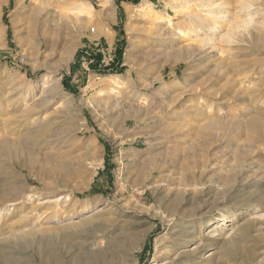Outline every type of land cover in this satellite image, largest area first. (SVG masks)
Segmentation results:
<instances>
[{
    "label": "rangeland",
    "instance_id": "374dc122",
    "mask_svg": "<svg viewBox=\"0 0 264 264\" xmlns=\"http://www.w3.org/2000/svg\"><path fill=\"white\" fill-rule=\"evenodd\" d=\"M3 136L0 264H264V0H0Z\"/></svg>",
    "mask_w": 264,
    "mask_h": 264
},
{
    "label": "bare ground",
    "instance_id": "6f19581e",
    "mask_svg": "<svg viewBox=\"0 0 264 264\" xmlns=\"http://www.w3.org/2000/svg\"><path fill=\"white\" fill-rule=\"evenodd\" d=\"M83 8V7H82ZM85 8V7H84ZM86 9V8H85ZM77 10H79V11H81L82 9H81V7H78L77 8ZM78 11V12H79ZM83 11V10H82ZM81 11V12H82ZM85 12H87V10L85 11ZM89 14V13H88ZM72 46H70V48H71ZM69 50V49H68ZM109 78V77H108ZM107 77H103V80H102V82L101 83H110L111 85H110V91H115L116 89H118V88H120V87H122V85H123V80L122 79H119V78H116V79H108ZM96 84H99V83H96ZM225 113V111H222L220 114H224ZM4 138V139H3ZM1 139H3V140H1ZM0 142H1V144H2V152L1 153H3L4 152V154H5V160H7L6 158H8L10 161H11V163L9 164V169L7 170V173L5 172V174H7V175H9L8 177H11L12 178V180H8L7 181V183H5V186H2V187H4L5 188V190H4V193H1V195H2V201L3 202H5V201H7V200H9V199H11L10 197H11V194L12 193H14L15 191H18L19 189H18V187L14 184L15 182H13L16 178H19L18 177V173H17V166H16V162L17 161H15V160H12V158L10 157V154L8 155L9 157H6L7 156V153H9L10 151H12V149H13V144L11 143V140H9V139H7V137L6 136H3L2 138H0ZM15 142V141H14ZM16 144V143H15ZM16 146H18L20 149H23L25 146H24V144H22V141L20 140V142H18L17 144H16ZM0 153V154H1ZM3 154V155H4ZM12 155V154H11ZM22 155V154H21ZM15 157H17V156H15ZM20 158V157H19ZM22 158V157H21ZM24 158V157H23ZM18 160V159H17ZM0 161H1V155H0ZM7 162V161H6ZM29 160H25V161H22V162H19L18 164L21 166V168H26V169H33V167H35V164H33V162H32V160H31V162H29ZM240 164V163H239ZM5 171V170H4ZM36 173H37V169H36ZM38 174V173H37ZM38 177V176H37ZM5 178V177H4ZM3 178V179H4ZM5 182V181H4ZM4 185V184H3ZM1 187V188H2ZM22 188V187H21ZM2 190H3V188H2ZM29 191V190H28ZM24 192H26V190L24 191ZM1 198V197H0ZM21 200V199H20ZM57 200V199H56ZM55 200V201H56ZM15 201V200H14ZM44 202H47V201H44ZM50 202V201H49ZM39 204H41V203H39ZM38 206V205H37ZM35 207V206H34ZM29 210H31V209H29ZM35 212V211H34ZM26 214V213H25ZM224 218H226V217H224ZM80 222V221H79ZM80 224V223H79ZM83 224H85V223H83ZM7 225V224H6ZM76 226L78 225V224H75ZM12 226H14V225H11V227ZM84 226V225H83ZM7 228V227H6ZM2 229V228H1ZM33 229V228H32ZM38 229V228H37ZM52 229V228H51ZM57 229V231H58V228H56ZM77 229V228H76ZM12 230V229H11ZM10 231V230H9ZM8 231V232H9ZM32 231V230H31ZM54 231V230H53ZM56 231V230H55ZM26 232V231H25ZM77 232V231H76ZM75 232V233H76ZM21 233V232H20ZM36 233H37V231H36ZM78 233V232H77ZM81 233V232H80ZM13 234V233H12ZM11 234V235H12ZM34 234V232H27L26 234H24L25 236H30V235H33ZM58 234V233H57ZM79 234V233H78ZM83 234V233H82ZM220 234H222V233H220ZM6 235H7V233H6ZM15 235V234H14ZM17 235V234H16ZM74 235V234H73ZM218 234H216V236H217ZM58 236V235H57ZM76 236V235H75ZM6 237V236H5ZM13 237V236H12ZM95 237V236H94ZM23 238V237H22ZM25 238V237H24ZM66 238V237H65ZM76 238V237H75ZM219 238V237H218ZM6 239V238H5ZM11 239V238H10ZM9 239V240H10ZM19 239V238H18ZM47 239V238H46ZM91 239V238H90ZM8 240V241H9ZM218 240V239H217ZM2 240H0V242H1ZM25 241V240H24ZM43 241V240H42ZM85 241H86V239H85ZM95 240H93L91 243H93ZM10 242V241H9ZM26 242V241H25ZM78 242V241H77ZM219 242V241H218ZM27 243V242H26ZM87 243H89L88 242V240H87ZM217 243V242H216ZM30 244V243H29ZM68 244V243H67ZM84 244H85V242H84ZM90 244V243H89ZM204 244V243H203ZM54 245V244H53ZM80 245V244H79ZM46 246V245H45ZM218 246V245H217ZM53 247H55V246H53ZM52 247V248H53ZM81 247V246H80ZM200 247L201 246H198L197 248H196V250H198V249H200ZM3 250V249H2ZM83 250V249H82ZM27 251V250H26ZM25 251V252H26ZM49 251H51V250H49ZM55 251V250H54ZM53 251V252H54ZM73 251V250H72ZM47 252V251H46ZM91 252V251H90ZM43 253V252H42ZM42 253H41V255H42ZM1 255V254H0ZM3 255V254H2ZM50 255H51V253H50ZM43 256V255H42ZM52 256V255H51ZM79 256V255H78ZM3 257V256H2ZM48 257V256H47ZM50 257V256H49ZM66 257V256H65ZM52 258V257H51ZM55 258V257H54ZM64 258V257H63ZM16 259V258H15ZM17 260V259H16ZM43 260H45V259H43ZM43 260H42V262H43ZM47 260V259H46ZM51 260V259H50ZM55 260H56V264H60L59 262H58V260H57V258H55ZM98 260H100V258L98 259V256H92L91 258H90V260H83V258H77V260H75L74 261V263L73 264H98ZM54 261V260H53ZM47 262V261H46ZM49 262H47V264H48Z\"/></svg>",
    "mask_w": 264,
    "mask_h": 264
},
{
    "label": "trees",
    "instance_id": "16d2710c",
    "mask_svg": "<svg viewBox=\"0 0 264 264\" xmlns=\"http://www.w3.org/2000/svg\"><path fill=\"white\" fill-rule=\"evenodd\" d=\"M131 1L137 2V1H139V0H131Z\"/></svg>",
    "mask_w": 264,
    "mask_h": 264
}]
</instances>
